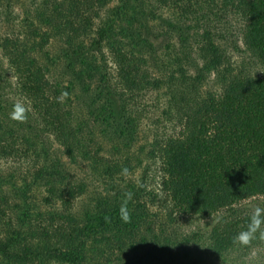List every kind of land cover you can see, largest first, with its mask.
<instances>
[{
    "label": "trees",
    "instance_id": "16d2710c",
    "mask_svg": "<svg viewBox=\"0 0 264 264\" xmlns=\"http://www.w3.org/2000/svg\"><path fill=\"white\" fill-rule=\"evenodd\" d=\"M154 1L167 5L173 0ZM147 2L149 0H61L52 8V16L45 13L48 5H43L41 17L44 20L53 19L57 25L68 29L63 35L67 49L62 53L67 62L64 69L72 72L71 88L79 87L83 92L85 107L91 103L103 107L104 112L99 116L93 112L91 119L82 126L72 124L74 114L70 108L66 109L62 90L50 91L48 81L38 77L42 75H37L35 66L27 61V52L16 41H3V57L14 75L25 108L24 113H20L22 120L15 117L8 123L0 119V158L29 159L34 163L33 172L26 174L21 185L10 183V177L6 180L11 195H14L15 206L9 203L8 197L3 199V204L6 208L29 213L33 211L30 195L41 190L40 204L46 209L38 210L35 216L28 214L24 221L12 209L1 212L8 221L0 220V264H198L205 261L190 253L175 259L168 254L169 246L181 247L196 236L194 233L190 237L176 235L173 240L168 238L166 229L167 233L163 228L157 233L155 225L146 222L149 203L155 202L157 196L145 202L139 195L140 190L132 193L127 187L132 198H126L125 204L132 206V210L128 212L131 225L126 227L121 223V212H118L125 198L119 196L116 188L112 190L117 192L114 194L98 190L96 200L92 199L94 205L82 210V218L75 211L77 199L88 193L89 184L76 175L74 167H90V173L98 179L104 177L111 181L116 180V174L128 171L127 166L114 162L101 168L103 161H96L100 154L91 152L90 143L93 137L94 141L112 137L128 146L133 142L138 123L128 114L127 108L131 106L132 97L148 82L145 76H139L144 67L140 56L126 52L131 45L152 51V42L158 39L150 27V22L157 19L156 14L147 8ZM235 6L244 20L243 44L260 63L261 75L223 74L220 92L210 96L185 94L183 87L182 93L175 97H180L184 104L180 118L183 131L154 150L155 154L159 152L161 163V191L179 216L208 218L221 211L231 213L228 227L225 224L220 230L215 226L210 231L211 245L205 257L210 264H228L239 245L234 237L248 230L251 216H237L235 207L246 200L264 197V0H235ZM104 8L107 15L101 17L92 30L93 19L99 18ZM131 8L132 17L129 16ZM127 17L129 24L125 25ZM139 19L142 23L136 27L132 22L140 23ZM90 29L95 35L93 44L85 47L83 38ZM112 36L111 49L118 76L116 85L106 78L101 67L88 65L90 52H100ZM127 42L131 44L124 47ZM210 45L203 51L207 69L217 70L221 61L216 48ZM1 67L0 60V104L5 79ZM110 100L123 112L119 114L114 108L112 110ZM104 113L110 117H101ZM90 125L93 133L88 131ZM49 140L63 149L68 164L51 153L46 146ZM3 180L0 173V185ZM144 223L149 224L145 234L150 231L154 235L155 248L151 250L148 245L147 250H136L130 258L128 235L131 231L134 235L138 232L142 235L141 242L146 243L142 231Z\"/></svg>",
    "mask_w": 264,
    "mask_h": 264
},
{
    "label": "rangeland",
    "instance_id": "374dc122",
    "mask_svg": "<svg viewBox=\"0 0 264 264\" xmlns=\"http://www.w3.org/2000/svg\"><path fill=\"white\" fill-rule=\"evenodd\" d=\"M60 1L0 0V41H2L0 43V60L2 62L1 75L5 78L4 90L1 92L3 98H1L2 103L0 104V119L6 120L8 123L12 122L15 117H18L19 120L23 119L20 113H24L25 101L18 95L15 86L16 80L3 57L2 43L6 40L16 41L27 52V61L35 66L34 72L37 75H42L38 77L45 78L48 81L52 93L62 90L61 95L66 104V109L70 108L74 114L72 124L82 126L85 121L91 119L93 112L96 116L104 112L103 107L94 103L89 104L90 108L85 107L82 102L83 92L79 87L71 88L73 84L72 72L70 69H64L63 65L67 62L65 63L66 59L62 53V50L67 49L65 37L63 36L66 34L67 28L57 25L53 19L46 21L43 19L44 17H41L45 3L48 5L45 13L52 16V8ZM113 4L115 2L111 4L112 7ZM146 5L156 14L157 19L150 22V27L153 35L158 39L152 42V51L145 47L142 48L140 45L135 47L131 45L126 52L129 55L140 56L139 59H142L144 67L139 76H145L148 82L137 95L132 97L133 99L129 101L131 106L127 108L128 114L136 119L138 123L136 131L133 133V142L128 146L123 141L112 139V137L96 138L95 141L93 137L90 143L91 152L96 151L100 154L96 161H103L101 168L103 166L108 167L109 164L114 162L120 166H127L128 171L127 173L116 174L114 176L116 180L112 179L111 181L104 177L98 179L96 175L90 173V167L81 169L74 167L76 175L89 184L88 193L82 194L77 199L75 211L78 214L77 216L82 218V210L87 206L91 208L94 205L92 199L96 200L95 194L98 190H103V193L104 190H108L110 194H114L117 192L112 191L113 188L119 189V196L125 198L122 205L127 204L128 200L126 198H132L131 192L134 193L136 189L140 190L141 193L137 190L136 193L138 192L145 202H148L152 196H157L155 202L150 201L149 203L146 222L153 223L157 233L166 229L169 232L168 238L172 237L173 240L176 235L190 237L194 233L196 236L193 241L185 242L181 247L169 246L168 254L175 259L183 258L186 253H190L193 254L194 258L199 257L201 260H205L199 261L198 264H210V260L205 258L208 256L207 252L211 245L210 231L215 226H218L220 230L223 229L225 224L228 227V219L231 220V213L221 211L208 218L179 216L166 200V195L161 191V163L159 152L155 154L154 150L159 148V144L164 143V141L178 137L183 131V123L180 118L181 108L184 104L180 102V97L175 98L176 94L182 93L183 87L185 94L215 95L220 92V76L223 74L241 73L257 77L261 75L262 68L255 55L249 52L243 44L244 20L236 9L235 0H212V2H208V0H190V2L189 0H176L175 2L173 0L168 2L167 5L149 0ZM106 8L100 11L99 18L93 19L92 30H95L98 23H100L99 19L101 17L103 19L107 15ZM132 10L131 8L129 13L131 17L134 16ZM128 20L129 17L124 19L125 25L129 24ZM139 22L133 21L132 23L139 27L142 20L139 19ZM31 23L34 27L31 26ZM33 29H36L34 33L32 32ZM92 30L84 35L85 47L93 44L95 35L94 33L91 34ZM112 42H114L113 36L108 42L104 43L100 52L91 51L88 55V65L92 68L94 66L101 67L106 78L113 85H116L115 80L118 76H116L117 69L113 60V49H111L113 48ZM128 44H131V42H127L124 47H127ZM209 44L218 51L221 65L217 70L207 69L206 55L203 51L206 45ZM94 78L98 79L99 76H94ZM185 80L189 81L186 83ZM154 82L158 84L156 86L152 85ZM105 103L107 102L105 101ZM111 104L112 110L114 108L119 114L123 112L116 102H111ZM103 116L104 118L105 116L110 117L105 113L101 117ZM119 116L121 118V115ZM1 125L5 124L2 123ZM88 131L93 133L92 125L89 126ZM47 142L49 143L46 146L52 150L51 153L68 164L69 159L63 155V149L53 140ZM33 165L34 163L29 159L0 158V173L4 178L0 185V220L3 219V223L8 220L1 216V212L13 208H6L3 199L8 197L9 203L15 206V201L12 198L14 195H11L12 192H10L9 186L6 185L8 184L6 180H9L10 177L12 178L9 181L10 183L14 182L21 185L26 174L33 172ZM42 195L41 190H36L30 195V208L33 211L24 213L17 208V210H12L17 212V217L22 221L28 219V214L35 216L34 213L38 210L44 211L46 209V206L40 204ZM121 207L118 212H121ZM126 207L130 213L132 206L126 205ZM257 207L264 208V197L246 200L236 206L237 209L234 212L239 217H252L253 211ZM25 214L27 215L25 216ZM109 219H113V217ZM121 223L125 227L131 225L129 220L122 219ZM148 225L144 223V227H142L143 237L147 238L145 239L146 243L141 242L142 235L139 236L138 232L134 235L131 231L128 235L130 238L128 241V256L130 258L134 257L136 250H140V252L147 250L148 245L151 250L155 248L153 233L147 231L148 234H145ZM23 230L25 231V226ZM262 233H264V223L260 224L253 239L247 245L239 244L237 246L228 259V264H264V237H262ZM163 256L167 258V255L164 254Z\"/></svg>",
    "mask_w": 264,
    "mask_h": 264
},
{
    "label": "clouds",
    "instance_id": "9594fccd",
    "mask_svg": "<svg viewBox=\"0 0 264 264\" xmlns=\"http://www.w3.org/2000/svg\"><path fill=\"white\" fill-rule=\"evenodd\" d=\"M121 218L125 221L129 219V213L126 204L122 205L121 207ZM262 223H264V208L257 207L253 211L248 230L238 233L234 237V241L238 242L241 245H247L253 239L255 232L258 230L260 224ZM261 235L262 237H264V233H262Z\"/></svg>",
    "mask_w": 264,
    "mask_h": 264
}]
</instances>
